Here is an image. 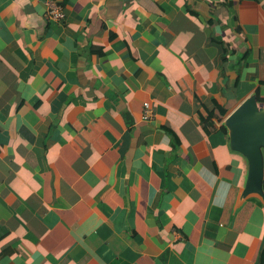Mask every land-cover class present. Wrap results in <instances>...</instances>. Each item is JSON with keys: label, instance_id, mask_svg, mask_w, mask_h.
<instances>
[{"label": "crops", "instance_id": "1", "mask_svg": "<svg viewBox=\"0 0 264 264\" xmlns=\"http://www.w3.org/2000/svg\"><path fill=\"white\" fill-rule=\"evenodd\" d=\"M46 1L0 0V264H259L264 0Z\"/></svg>", "mask_w": 264, "mask_h": 264}, {"label": "water", "instance_id": "2", "mask_svg": "<svg viewBox=\"0 0 264 264\" xmlns=\"http://www.w3.org/2000/svg\"><path fill=\"white\" fill-rule=\"evenodd\" d=\"M224 125L230 147L248 162L242 194L256 193L264 199V106L251 95L226 116Z\"/></svg>", "mask_w": 264, "mask_h": 264}, {"label": "built area", "instance_id": "3", "mask_svg": "<svg viewBox=\"0 0 264 264\" xmlns=\"http://www.w3.org/2000/svg\"><path fill=\"white\" fill-rule=\"evenodd\" d=\"M46 10L48 15L53 19H60L64 16V13L62 11V7L55 3L53 0H47L45 2ZM152 111L149 108V103L147 101H144L142 103V119L146 120L151 118Z\"/></svg>", "mask_w": 264, "mask_h": 264}, {"label": "trees", "instance_id": "4", "mask_svg": "<svg viewBox=\"0 0 264 264\" xmlns=\"http://www.w3.org/2000/svg\"><path fill=\"white\" fill-rule=\"evenodd\" d=\"M217 108H218V115H217V117H218L219 120H221L222 117L227 114V109H225L224 107L219 106V105L217 106ZM211 116H213L212 113H211ZM263 262H264V245H263V249H262V252H261V258H260L259 264H263Z\"/></svg>", "mask_w": 264, "mask_h": 264}]
</instances>
